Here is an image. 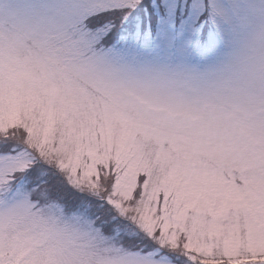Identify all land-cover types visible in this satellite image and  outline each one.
<instances>
[{"label":"snow or ice","instance_id":"obj_1","mask_svg":"<svg viewBox=\"0 0 264 264\" xmlns=\"http://www.w3.org/2000/svg\"><path fill=\"white\" fill-rule=\"evenodd\" d=\"M0 264H264V0H0Z\"/></svg>","mask_w":264,"mask_h":264}]
</instances>
